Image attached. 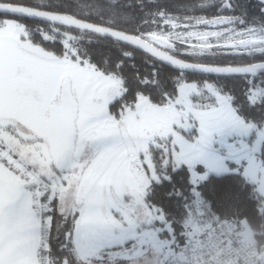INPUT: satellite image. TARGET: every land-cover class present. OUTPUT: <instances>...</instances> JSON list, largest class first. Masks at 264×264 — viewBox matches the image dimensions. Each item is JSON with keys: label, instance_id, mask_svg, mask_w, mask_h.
<instances>
[{"label": "snow or ice", "instance_id": "snow-or-ice-1", "mask_svg": "<svg viewBox=\"0 0 264 264\" xmlns=\"http://www.w3.org/2000/svg\"><path fill=\"white\" fill-rule=\"evenodd\" d=\"M253 221L264 0H0V264H264Z\"/></svg>", "mask_w": 264, "mask_h": 264}, {"label": "trees", "instance_id": "trees-1", "mask_svg": "<svg viewBox=\"0 0 264 264\" xmlns=\"http://www.w3.org/2000/svg\"><path fill=\"white\" fill-rule=\"evenodd\" d=\"M177 5L184 3V0H173ZM139 60V56L137 57ZM247 231L252 241H256L259 244L264 243V223L258 225L255 221L248 225Z\"/></svg>", "mask_w": 264, "mask_h": 264}, {"label": "built area", "instance_id": "built-area-1", "mask_svg": "<svg viewBox=\"0 0 264 264\" xmlns=\"http://www.w3.org/2000/svg\"><path fill=\"white\" fill-rule=\"evenodd\" d=\"M253 242H254V246L257 249V251L264 250V243L263 244H259L256 241H253Z\"/></svg>", "mask_w": 264, "mask_h": 264}]
</instances>
